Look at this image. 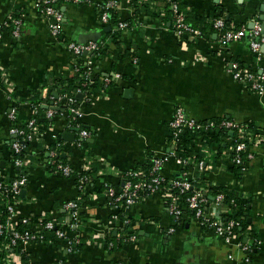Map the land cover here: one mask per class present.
Segmentation results:
<instances>
[{
	"label": "crops",
	"instance_id": "crops-1",
	"mask_svg": "<svg viewBox=\"0 0 264 264\" xmlns=\"http://www.w3.org/2000/svg\"><path fill=\"white\" fill-rule=\"evenodd\" d=\"M104 1L63 2L64 34L79 43L94 38L103 42L105 52L96 59L95 74L100 79L117 73L121 77L108 87L94 90L89 97L82 95V114L74 126L70 124V111L53 115L51 123L39 116L38 131L26 148L29 180L15 217L50 216L67 222L62 206L82 197L81 224L65 229L69 236L82 233L83 241L73 252L62 242L34 243L28 247L29 261L264 264V144L253 148L254 157L246 161L240 176L233 171L231 161L222 156L200 182L202 190L221 185L249 200L245 241L261 242L254 243L250 252L242 251L236 240L227 243L202 228L190 214L176 223L168 210V197L160 194L145 197L128 208L136 239L120 242L122 223L111 217V198L106 188L121 187L122 175L142 164L148 154H166L168 123L176 107L199 119L232 118L264 128V92L246 88L230 71L234 61L264 72V43L258 56L248 38L221 43L219 32L211 31L201 21L218 14L236 26L251 28L259 23L263 27L264 0H179L191 24L211 31L197 38L186 35L181 41L174 32L173 16H168L160 0H119L115 19L127 20L130 27L113 40L114 26L107 31L110 24H102L98 18V8ZM12 16L20 17L19 36L3 29L0 39V172L6 175L14 173L8 164L12 156L10 128L13 124L24 126L32 116L29 99L33 93L44 86H56L58 78L65 81L75 74L74 55L51 34L34 0H0V25ZM53 106L43 103L48 110ZM12 109L15 120L10 117ZM80 128L91 130L92 135L83 139ZM57 142L61 143L62 157L72 167L71 177L50 168L48 149ZM88 166L96 177L94 184L81 192L74 176ZM182 169L183 165L169 156L162 173L172 179ZM209 198L210 205H214V196ZM217 213L224 216L226 206L217 207ZM111 233L116 236L113 249L92 236L109 237Z\"/></svg>",
	"mask_w": 264,
	"mask_h": 264
},
{
	"label": "built area",
	"instance_id": "built-area-1",
	"mask_svg": "<svg viewBox=\"0 0 264 264\" xmlns=\"http://www.w3.org/2000/svg\"><path fill=\"white\" fill-rule=\"evenodd\" d=\"M73 3H82L83 0H66ZM36 7L42 17L46 19L48 28L51 34L62 41L63 46L72 52L74 55V71H80L84 68L82 76L85 80L91 79L95 75L96 59L101 54L103 43L89 41L79 43L68 39L64 34V15L61 10V0H34ZM169 8L172 10L174 19V32L181 41L184 36L188 35L191 38L206 36V33L198 28H194L186 22L185 14L180 10L177 0H166ZM119 0H105L99 6L98 18L102 24H110L116 18V9ZM162 16L165 11L162 10ZM213 28L219 32L221 43H231L248 38L251 49L254 53H260L261 46L264 43L263 27L259 23H255L253 27L236 26L233 23L227 22L222 16L218 18H209ZM16 28L13 31L15 36H19L21 30V21L14 20ZM6 23V22H5ZM3 23V24H5ZM3 24L0 25V39L3 36ZM130 23L127 20H117L114 26V31L122 33L127 31ZM119 35V34H118ZM138 61L137 58L134 59ZM230 71L234 79L246 88L258 92H264V72L260 73L251 69L245 63L231 62ZM120 74L113 76H105L101 78V82L108 87V84L115 79L120 78ZM79 94L84 95L81 90ZM86 97H89L86 95ZM54 107V106H53ZM72 117L71 121L80 117L82 114L79 106L69 109ZM54 109L51 107L47 111V116L52 117ZM10 117L12 120L16 118L15 109L11 110ZM38 109L33 107V114L27 120L24 126L13 124L10 128L11 141V161L13 166H16L20 172L15 171L10 175L0 172V264H45L42 262L29 261L28 247L34 243L43 242L51 245H59L61 242L68 251H76L83 241V234L77 233L69 236L66 233V227L78 228L81 224V204L78 200H71L62 206L66 211L68 218L67 222L59 219L47 217H26L16 220L15 217L19 212L20 196L22 190L29 180L28 167L29 160L27 158L26 148L28 143L35 137L39 125ZM219 122V123H217ZM72 122H70L71 124ZM219 126L231 132H237L236 138H227L226 141L231 146L224 152H220L219 144L214 142L210 136V130ZM168 127L173 131V139L169 143L167 141V152L164 156L154 155L152 157L153 164L149 169L151 178L140 181H126L122 187L110 186L107 188V195L111 198V217L114 220H119L122 223L121 236L124 242H132L136 239L134 231V223L128 214V208L141 200L142 192H147L146 197L160 194L168 197V210L174 217L176 223H180L185 216V207L181 205L178 194L173 192V189H178L181 192L193 188L194 183L198 179L205 178L214 168L219 158L224 156L229 159L233 165L241 166L246 169V160L254 157V147L264 144V128L255 127L248 122H240L232 118H221L220 121L211 119H199L191 116L182 107H176L173 117L168 123ZM185 131H191V140L194 142L195 153L188 157L182 158L176 151L177 138ZM92 135V131L82 129L80 136L85 139ZM226 142V143H227ZM61 146L60 142L55 144V148ZM25 153V155L23 154ZM48 159L57 156V150L51 149L48 153ZM169 156H174L177 161L183 165L181 174L172 179H167L163 173L164 163ZM53 163L49 159V165ZM85 170H90L89 166ZM141 170H130L128 173L138 175ZM57 172L70 176L73 174L72 167L69 164H58ZM94 174L88 177H83L81 184L78 187L80 191H85L88 187L87 181L92 180ZM162 184L171 192H163ZM244 199L243 194H237ZM225 192L220 191L215 196L214 205H210L208 197L201 190H195L191 196L187 198L188 208L194 213V218L199 225L207 230L213 231L216 235L224 239L227 243L234 240L244 252L253 250L254 243L261 244L260 240L256 239L252 242L242 241L240 233L235 232V227L239 221L235 219L224 220L223 215L217 213V207L224 204L227 208V215L232 213V207L224 202ZM143 199V198H142ZM23 223V227H20ZM94 238L102 239L112 249L113 243L107 241L106 234L92 235ZM117 264H125L123 261H118Z\"/></svg>",
	"mask_w": 264,
	"mask_h": 264
},
{
	"label": "trees",
	"instance_id": "trees-1",
	"mask_svg": "<svg viewBox=\"0 0 264 264\" xmlns=\"http://www.w3.org/2000/svg\"><path fill=\"white\" fill-rule=\"evenodd\" d=\"M161 2L163 1L164 3V8L167 10L168 16H173L172 10L169 8L168 3L166 2V0H160ZM62 4L63 2H67L66 0H61ZM180 10L185 14V18H186V22L191 24L188 19H187V14L181 9L180 6V2L179 0H177ZM62 4H61V8H62ZM218 17H222V15H218V14H214L212 16V18H218ZM210 17H204V19H201V21L204 24H207V26L211 27V31L214 29L212 26V23L209 21ZM20 20V17H13L9 18L6 20V23L3 24V29H8L10 32L14 31V29L16 28V24L14 22V20ZM227 22H230L229 19H227ZM117 23V19H113V21L111 22V26H115V24ZM174 23V22H173ZM194 28H198L195 25L191 24ZM201 31H203L204 33H208L209 30H207V28L202 27V28H198ZM209 31V32H211ZM112 37L114 38L113 40H117V35L118 33L114 31H111ZM110 33V34H111ZM103 43V42H101ZM100 54L105 52V47L102 45L101 50L98 51ZM82 72H84V68H81L80 71H77L72 77L66 79L65 81L60 80L59 78L56 79V86L54 87H46L44 86L42 89H40L39 91H35L33 93V96L29 99V102L31 103V105L33 107H36L38 109V115L44 118L45 122L51 123L53 117H48L47 116V111L48 108H44L43 107V103L47 101V103L49 104H54L55 107H57L58 109L54 111V114H58L61 113L62 111H69V109L71 107H78L80 104V99L77 97L79 94V90H81V92L84 94L83 97L85 98L86 95L89 96L92 94V92L94 90H100L102 88H105V84L101 82L100 77L97 76L96 74L89 80H85V78L82 76ZM114 80H112L108 86L113 82ZM55 93H58V97H56ZM216 121H220L221 118H214ZM219 123V122H217ZM72 126L75 125V123L72 121ZM169 128V127H168ZM84 129V128H82ZM81 128L79 129L80 131L82 130ZM231 131H228L224 128H221L219 126H216L215 128L210 130V136L212 138V140L216 143L219 144L220 147V152H222V150H228V148L231 146V144L229 142L226 141L227 138H236L237 137V132H234L233 134H230ZM191 131H185L183 132L178 138H177V146H176V151L178 153V155H180L182 158H188L190 156H192L195 153V149H194V142L191 140ZM173 131L172 130H168V135H167V141L170 143L173 139ZM227 142V143H226ZM12 149V147H11ZM51 149H56L57 150V156L55 158H49L50 160L53 161V163L51 164V169L52 171H57V165L58 164H67V161L65 160V158L62 157V149L60 147L55 148V147H50L48 150ZM25 155V153H23ZM154 155L152 154H148L146 160L142 163L137 165V167L135 168L136 170H141L138 175H133L130 174L128 172H125L122 175V181L120 183V186L122 187L124 185V183L126 181H140V180H145V179H149L151 178V175L149 174V169L152 167L153 164V157ZM49 157V156H48ZM247 161V160H246ZM9 166L11 167V169L20 172V170L16 167L13 166L12 161L10 160L8 162ZM232 169L234 172H236V174L238 176L241 175L242 172V168L241 166L238 165H233ZM90 174H94L96 177V174L93 173L92 169L90 170H84L82 171L80 174H76V176H74V182L75 184L79 187L81 184V180L83 177H88L90 176ZM73 176L72 174L70 175V177ZM95 177H93L92 180H89L86 182V184H88V186H92L94 184V180ZM203 178L198 179V182L194 183L193 188L181 192L178 189H173L172 191L175 192L176 194H178L180 201H181V205L184 206L185 209V214H190L192 216H194V213L190 210V208H188V203H187V198L189 196H191L193 194V192L195 190H201L200 188V182L203 183ZM111 185H107L106 188H109ZM102 189H104V187H102ZM101 189V190H102ZM162 190L163 192H171L168 191L166 187H164V184H162ZM206 190V191H205ZM80 191V190H79ZM223 191L225 192L226 196L224 199V202L229 204L232 207V213L230 214H225L223 216L224 220H231V219H235L237 221H239V224L235 227V232L236 233H240L241 235V240L245 241L246 239V230L249 226V223L247 221L248 217H247V212L249 211V200L248 199H243L240 196H238L234 191L229 190L227 188H224L221 185H211L210 187L204 188L202 190L203 193H205L206 197H208L209 202H210V198L209 195H213L214 196V200H215V196L217 195L218 192ZM82 192V191H81ZM147 195V192H142L141 194V198H145ZM83 198L81 197V199H78L79 203L82 204L83 202ZM20 227H23V223H20ZM108 242H112L113 243V247L115 244V240H116V236H114L112 233L109 234V237H107ZM120 242H124L123 239H119ZM112 247V249H113Z\"/></svg>",
	"mask_w": 264,
	"mask_h": 264
},
{
	"label": "water",
	"instance_id": "water-1",
	"mask_svg": "<svg viewBox=\"0 0 264 264\" xmlns=\"http://www.w3.org/2000/svg\"><path fill=\"white\" fill-rule=\"evenodd\" d=\"M263 19H264V17H263ZM106 30L107 31H111L112 30V26L111 25H109L107 28H106ZM263 32H264V25H263ZM93 40H95V41H97L98 39L97 38H94ZM56 95V97H58V94L56 93L55 94ZM79 99L80 98H82V94H78V96H77ZM46 107H49L48 105L46 106ZM54 110H57L58 108L57 107H52ZM230 134H233V132H230ZM25 191L23 190V193H24Z\"/></svg>",
	"mask_w": 264,
	"mask_h": 264
}]
</instances>
